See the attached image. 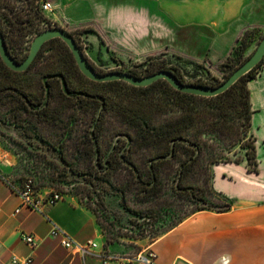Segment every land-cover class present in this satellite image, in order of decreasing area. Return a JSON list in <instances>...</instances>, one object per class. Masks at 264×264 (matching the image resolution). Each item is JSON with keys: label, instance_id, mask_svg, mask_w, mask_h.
<instances>
[{"label": "trees", "instance_id": "16d2710c", "mask_svg": "<svg viewBox=\"0 0 264 264\" xmlns=\"http://www.w3.org/2000/svg\"><path fill=\"white\" fill-rule=\"evenodd\" d=\"M41 21L47 22V27L58 25L45 17L40 0H0V31L4 36L9 53L17 61H22L28 54L32 40L29 43L26 38L32 32L38 34L42 31L38 27ZM87 30H93V28L86 26L76 28V33L69 31L76 38L83 52L84 46L76 35L81 36ZM261 38L262 36H257L253 30H248L237 39L229 56L215 67L217 71H220L219 66L226 69H221V72L224 73L223 79L210 76L211 70L205 64L194 66V63L198 61L177 54L165 55V53L147 56L142 62L147 63L143 72L133 70L127 72L136 76H145L159 70H167L183 83L217 86L249 56V54L247 56L244 54L246 48L253 43L256 46ZM52 43L58 44V50L52 52L49 59V68L52 70L41 74L44 97H38V102H33L26 89L14 84L3 85L0 87V92L15 96L25 110L29 108L37 119L39 117L43 120L45 117L47 119L54 118L53 114L47 115L45 111L50 98L56 91L67 98H77L79 103L88 101L95 113L88 130L90 147L86 154L94 157L93 162L87 166L89 174L95 179L108 183L110 177L120 170L121 165L125 166L130 174V180H134L142 188L146 199H156L163 195L166 187L162 178L163 166L172 159H176L178 165L174 170L168 189L172 195L188 200L194 206L190 212L173 221L165 231L198 210L210 209L218 212L229 210L230 201L212 187L211 166L218 162L241 163L245 160L248 171L258 172L255 137L249 133L252 109L247 81L256 75L264 62V57L226 90L214 96H201L179 91L165 79H159L142 87L129 84L131 88L143 91L155 85L161 86L162 94L152 99L159 112L157 120L154 121L147 111L152 101L144 96L136 100L138 103L136 106L126 107L123 103H119L114 95L87 89L84 86H73L70 78L75 74L74 70L79 72V69L74 57V64L71 67L67 68L62 65L63 60H71L72 54L59 37L44 42L32 64L26 70L10 69L1 57L0 67L11 73L21 74L35 64L42 51L52 49L46 48ZM85 56L87 55L85 54ZM111 58L116 61L113 55ZM88 60L95 66L90 59ZM183 63L187 64L186 67L190 74L196 77L195 80L185 79L181 68ZM115 70L122 71V69ZM75 75H79V79L86 78L81 73ZM87 80L94 85L118 82L126 84L124 81L96 82ZM110 108L125 117V122L131 130L127 129L114 135L115 141L113 140L114 144L108 153L110 145L102 152L99 146L103 138L104 113ZM168 111H174V116H166ZM209 136H213L212 140L214 137L218 139L225 148L216 149L214 145L210 144V139H207ZM118 141L121 142L120 145H117ZM236 146L240 149V154L234 158L228 156V153L233 152L231 148ZM141 151L146 160L139 164L134 158L136 155L140 156ZM81 174L84 175L85 172H81ZM19 176L23 178L22 184L27 177H23L22 172H19ZM33 182L35 190L42 192L43 190L36 186L34 180ZM120 191L124 197L126 190ZM133 212L144 219L152 220L153 224L158 222L159 218L153 208H146L142 211L133 210ZM154 229L155 232L157 229L159 231V228ZM143 231L148 234L151 230L145 227Z\"/></svg>", "mask_w": 264, "mask_h": 264}, {"label": "rangeland", "instance_id": "374dc122", "mask_svg": "<svg viewBox=\"0 0 264 264\" xmlns=\"http://www.w3.org/2000/svg\"><path fill=\"white\" fill-rule=\"evenodd\" d=\"M51 1L53 4L60 3V0ZM110 1L106 0L104 4L100 5L85 3L73 6L64 5L62 10L54 8V10L44 13L47 19L76 33V28H72L74 25L65 21L66 16L75 24L79 20L85 21L91 17L104 16L110 8L116 9L104 17L105 23L113 24L117 32L112 36H105L109 42L116 43L119 47H115L118 49L117 56L113 55L116 61L112 60V54L109 52L114 49L113 46L109 47L106 43L101 42L95 30H87L81 36L76 35L84 46V51L89 59L104 72L115 69L143 72L147 65V63H142L146 57V54L142 53L143 51L159 53L171 50L170 53H173L179 49L185 48L186 50L188 48L181 42L180 34L193 33L195 29L200 31L199 26L203 23L206 24V20L203 18L195 19L194 22L190 21L185 12L175 18L173 13L168 10L173 0H137L134 4L125 1L123 4L114 5L110 4ZM182 2L191 4L195 10L202 7L199 0H179L177 5L180 7ZM206 2L203 6L207 7L208 1ZM139 10H143L147 19H150V32L143 39H138L135 37L137 33L130 32L128 29L119 31L125 19ZM47 24V22L41 21L38 27L44 30L48 28ZM86 26L94 28L95 25L91 22L81 25V27ZM35 35L32 32L26 40L30 43ZM46 48L52 49L42 51L35 64L21 74H14L0 67V87L5 84L21 86L28 91L33 102H38V97H44L41 74L51 69L49 68V59L51 53L58 50V44L52 43ZM136 55L142 56L144 59L140 61L131 59ZM203 64L198 61L194 63V66ZM186 66L187 64L184 63L181 65L185 79L195 80L196 77L190 74ZM219 67L220 71L215 69L211 71L210 76L223 79L224 73L221 72V69H226ZM70 80L73 86H84L87 89L114 95L119 103H123L126 107L136 106L138 104L136 100L141 96L152 101L162 94L160 85L143 91L131 88L127 83V85L119 82L94 85L86 78L72 77ZM56 92L50 98L45 111L47 115L53 114L54 118L47 119L45 117V120L39 117L37 119L29 108L25 110L15 96L0 92V140L2 147L10 152L8 157L16 159L14 166L16 172H22L23 177L33 178L36 186L44 192L60 190L64 193V197L76 196L81 203L93 209L102 226L105 238L117 242H130V240L140 237L154 238L163 233L173 221L193 209L192 203L172 195L168 189L174 170L178 165L176 159H172L163 166L162 178L166 186L165 192L156 199L145 198L142 188L134 180H130V174L125 166L121 165L120 170L110 177L108 183L91 176L87 166L93 162L94 157L88 156L86 152L90 147L88 130L95 116L94 109L88 101L79 103L77 98H67ZM147 111L154 121L157 120L159 112L153 101ZM174 114V111H168L166 116L170 117ZM102 128L103 138L99 146L101 152L115 141L114 135L130 129L125 122V117L112 108L104 113ZM208 138L210 144L214 145L216 149L225 148L215 137L213 140V136ZM231 150L233 152L227 154L230 157L234 158L240 154V149L237 146L232 147ZM142 156L141 151L140 156L136 155L134 159L142 164L146 160L145 156ZM81 172H85V174L82 175ZM123 189L126 190L124 197L120 191ZM146 208H153L156 211L158 222L153 224L152 220L144 219L133 212V210L142 211ZM145 227L151 230L148 234L143 231ZM154 228H159V231L157 229L155 232Z\"/></svg>", "mask_w": 264, "mask_h": 264}, {"label": "crops", "instance_id": "0c3cea01", "mask_svg": "<svg viewBox=\"0 0 264 264\" xmlns=\"http://www.w3.org/2000/svg\"><path fill=\"white\" fill-rule=\"evenodd\" d=\"M125 1L137 2L111 0L110 4H123ZM178 1L173 0L168 9L175 18L185 12L190 21L203 18L206 24L201 21L203 25L198 24L200 31L195 29L193 33L180 34L181 42L188 49L173 53L171 50L159 53L145 50L142 53L146 57L160 53L177 54L201 61L214 71L216 65L229 56L245 31L253 30L257 36H264V0H199L202 7L196 10L185 2L179 7ZM206 1L207 7L203 6ZM104 2L106 0H60V3L52 4L55 9L62 10L64 5H100ZM112 11L116 9H108L106 15ZM106 15L79 20L75 24L66 16L65 21L74 25L72 28H81L86 22L94 24L93 30L99 40L113 46L109 52L117 56L118 45L105 38L117 33L113 24L105 23ZM131 15L119 31L128 29L137 33L135 37L143 39L150 32V19L143 10ZM108 21L111 22L110 19ZM254 48V43L248 46L245 56ZM131 59L140 61L144 58L136 55ZM247 86L252 109L249 133L255 137L258 172L248 171L245 160L241 163H213L212 187L230 201L229 210L195 211L151 239L140 237L130 242H117L105 238L93 210L76 196L63 197L55 205L45 207L43 212L21 206V198L14 188L20 186L23 178L14 169L16 159L8 157L10 152L2 147L0 140V264H11L13 256L31 257V264H104L99 256L102 252L128 255L147 247L156 254L154 264H264V62L256 75L247 81ZM20 206L19 212L14 213ZM51 222L77 242L85 244L93 240L97 246L89 248L85 255L64 248L49 235ZM21 233L32 235L36 247L32 248L22 240ZM108 264L121 262L110 260Z\"/></svg>", "mask_w": 264, "mask_h": 264}, {"label": "water", "instance_id": "95a60500", "mask_svg": "<svg viewBox=\"0 0 264 264\" xmlns=\"http://www.w3.org/2000/svg\"><path fill=\"white\" fill-rule=\"evenodd\" d=\"M54 37H59L66 43V45L71 50L81 72L91 80L100 82L124 80L134 86H147L159 79H165L172 87L179 91L201 96H214L223 92L242 75L246 74L249 70L255 67L264 57L263 36L255 46V48L252 50V52L249 54V56L217 86L183 83L173 73L167 70H159L145 76H136L127 72L117 70L100 73L90 64V62L84 56L81 48L76 43L73 36L66 29L57 25L46 28L34 36L31 41L28 54L22 61H17L11 56L7 49L4 36L0 31V57L6 64V66H8L10 69L15 71H24L29 67L44 42Z\"/></svg>", "mask_w": 264, "mask_h": 264}, {"label": "built area", "instance_id": "2783aa9c", "mask_svg": "<svg viewBox=\"0 0 264 264\" xmlns=\"http://www.w3.org/2000/svg\"><path fill=\"white\" fill-rule=\"evenodd\" d=\"M40 6L42 11L54 10L53 4L49 0H40ZM21 198V206L28 207L37 212H43V209L48 206H53L57 202L63 199L64 193L59 190H51L48 192H38L35 190L34 182L31 177H27L21 186L14 188ZM20 207L14 210V213L19 212ZM21 238L28 243L32 248H35L37 243L32 235L21 233ZM49 235L59 241V243L66 249L74 250L75 252L85 255L89 253V248L96 247L97 243L93 240H88L85 244L77 242L75 239L70 237L65 230H63L57 224L51 222V229ZM103 263L108 264L110 260H116L121 264H154L155 252L147 247L140 250L137 253L121 255V254H110L108 252H102L99 254ZM31 257L20 258L13 256L11 258V264H31Z\"/></svg>", "mask_w": 264, "mask_h": 264}, {"label": "flooded vegetation", "instance_id": "af4514ba", "mask_svg": "<svg viewBox=\"0 0 264 264\" xmlns=\"http://www.w3.org/2000/svg\"><path fill=\"white\" fill-rule=\"evenodd\" d=\"M57 26H60L59 24L57 25ZM50 27H52V25L50 26ZM49 28V27H48ZM65 29V28H64ZM68 31V30H67ZM69 32V31H68ZM70 33V32H69ZM71 34V33H70ZM72 35V34H71ZM73 36V35H72ZM73 38H74V36H73ZM75 39V41H76V43L79 45V43L77 42V40H76V38H74ZM66 44V43H65ZM43 46V45H42ZM67 46V45H66ZM68 47V46H67ZM79 47H80V45H79ZM42 48V47H41ZM40 48V49H41ZM81 48V47H80ZM81 50H82V48H81ZM40 51V50H39ZM38 51V52H39ZM68 51L70 52V54H72V52H71V50L69 49V47H68ZM82 52H83V50H82ZM38 54V53H37ZM83 54H84V56H85V54H86V52L84 51L83 52ZM72 57H71V60H63L61 63H62V65L64 66V67H71V65H73L74 63H73V54L71 55ZM36 57V56H35ZM86 58H87V60L89 59V57L88 56H85ZM35 59V58H34ZM33 59V60H34ZM75 60V59H74ZM89 61V60H88ZM92 61V60H91ZM33 62V61H32ZM32 62H31V64H32ZM90 62V61H89ZM93 62V61H92ZM75 63H76V61H75ZM94 63V62H93ZM77 64V63H76ZM90 64L92 65V63L90 62ZM95 64V63H94ZM78 66V65H77ZM93 66V65H92ZM98 72H100V73H104V71H101L96 65L95 66H93ZM78 69H79V67H78ZM100 70V71H99ZM110 71H113V70H110ZM117 71H119V70H117ZM123 71V70H122ZM74 72H75V74H83L82 72H81V70L79 69V72L77 71V70H74ZM106 72H108V71H106ZM123 72H127V71H123ZM127 73H129V72H127ZM73 75V77L74 78H80L79 77V75ZM131 74V73H130ZM84 75V74H83ZM85 76V75H84ZM86 77V76H85ZM86 79H89L88 77H86ZM89 80H91V79H89ZM93 81H95V80H93ZM111 81H124V80H111ZM96 82H100V81H96ZM103 82H107V81H103ZM124 82H126V81H124ZM126 83H128V82H126ZM129 84V83H128ZM138 87H142V86H138ZM121 144V142H117V145H120ZM113 144H114V142H111V144H110V146H109V149H108V153H110V149L112 148V146H113ZM108 155V154H107ZM107 155L106 156H104V158L106 159V157H107ZM110 155V154H109Z\"/></svg>", "mask_w": 264, "mask_h": 264}]
</instances>
